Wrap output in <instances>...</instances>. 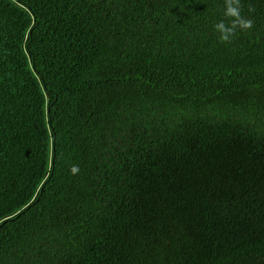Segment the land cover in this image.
Listing matches in <instances>:
<instances>
[{
	"label": "trees",
	"instance_id": "1",
	"mask_svg": "<svg viewBox=\"0 0 264 264\" xmlns=\"http://www.w3.org/2000/svg\"><path fill=\"white\" fill-rule=\"evenodd\" d=\"M241 3L224 44V0H0V264H264V0Z\"/></svg>",
	"mask_w": 264,
	"mask_h": 264
},
{
	"label": "clouds",
	"instance_id": "2",
	"mask_svg": "<svg viewBox=\"0 0 264 264\" xmlns=\"http://www.w3.org/2000/svg\"><path fill=\"white\" fill-rule=\"evenodd\" d=\"M241 0H224L225 19L213 24L218 40L224 44H230L238 31H247L254 26V21L250 17L242 15ZM70 172L75 175L79 172L78 165H72Z\"/></svg>",
	"mask_w": 264,
	"mask_h": 264
}]
</instances>
